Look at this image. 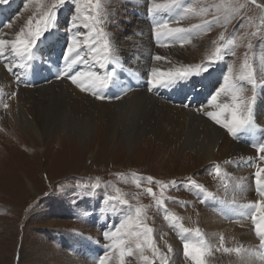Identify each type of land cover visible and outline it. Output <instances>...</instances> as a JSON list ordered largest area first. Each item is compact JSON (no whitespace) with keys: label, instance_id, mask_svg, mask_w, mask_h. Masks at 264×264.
I'll list each match as a JSON object with an SVG mask.
<instances>
[{"label":"rangeland","instance_id":"rangeland-1","mask_svg":"<svg viewBox=\"0 0 264 264\" xmlns=\"http://www.w3.org/2000/svg\"><path fill=\"white\" fill-rule=\"evenodd\" d=\"M55 2L56 0H7V3L0 4L3 19L0 21V29L9 24L18 25L19 21L26 22L27 25L29 18L34 29L36 22L52 9ZM155 3L162 7L155 9L152 0H79L80 11L77 12L75 0H66L55 9L57 15L54 26L38 40L31 50L30 58L25 56L21 63L18 56L14 55V58L9 55L16 65L14 73L18 75L15 81L17 78L19 83L21 80L23 83L34 80L36 85H41L48 84L51 79L60 80L53 78L59 71L61 74L67 68L63 60L73 38L79 42V49H83L82 55L88 63L93 53L89 54L85 40L94 42L98 39L96 46L100 54L93 57L97 63L94 69L89 64L79 65L70 74L74 75L77 71L85 73L88 70L104 76L107 72L116 70L109 66L110 60L119 58L115 52L116 47L131 51L138 41L141 25L147 22L146 26H152L153 31L156 24L167 21L171 27L188 30L179 34L180 39L167 38V43L172 46L180 44L178 55L194 67L201 66L199 69L196 67V70L210 74L206 82L199 78L200 74L195 78L187 77L185 86L190 89L179 95L180 101L205 108L217 91L235 85L228 94L232 97L239 93L237 102L241 98L251 102L254 97L253 119L249 125L260 127L262 133L256 136V132L248 129L251 136L246 131L234 136L211 118H205L223 131L229 144L226 143L219 151L218 160H207L201 165L195 164L199 150L194 146L173 154L166 150L156 160V154H152L153 144L145 143L152 138L148 135L139 138L136 147L121 148L119 144L123 139L126 141L130 134V128L126 124L122 125L126 126L127 131L122 126L118 127L119 141L114 144H109L108 139L102 140L106 142V146L99 144L104 137L100 133L91 146L89 139L85 143L74 140V144H71L67 133L69 126L73 129L74 122H79L71 108L70 100L73 98L60 85H54L52 89L37 94V114L44 119L48 129L54 131L51 138L46 139L45 148L39 150L31 145V134L19 124L15 109L14 115L9 114L4 104H1L3 109L0 111V121L4 124V129L0 132V170L6 174L3 176L0 172V264H37L34 263L37 257L44 259L42 264H99L101 258H107L106 264H121V261L123 264H195L191 257L184 255L185 242L204 249L206 264H222L223 254L227 255L224 256L227 262L223 264H237L232 261L239 256L242 259L249 250V243L244 244L239 240L231 244V240L222 234L215 237L214 233L219 231L213 229L210 232L207 226L200 223L197 215L204 211L217 214L224 198L234 202V185L227 165L232 160L230 156L236 154L238 144L249 146L250 142V147L254 149L255 144L264 142V7H261L264 0H256L255 4L252 0H177L170 7H164L168 0H155ZM79 15H83V19H79ZM82 21H87L92 26L83 28ZM73 24L77 27L73 28ZM101 30L105 34L103 38L97 37ZM151 36L150 41L157 45L154 32ZM191 39L193 40L189 42ZM105 40L108 42L106 53L103 50ZM217 47L221 49L218 54ZM131 55L129 52L124 56V66L131 64L132 61L128 59ZM217 55L222 58L217 59ZM137 57V54L133 55V58ZM105 58V69L100 68L99 63L105 61ZM173 61L172 55L164 60L166 63ZM246 64L251 65V68L245 67ZM249 71L252 73L251 77L248 76ZM52 73L55 75L52 76ZM225 77H228L227 81ZM64 78L72 83L70 79ZM122 79L120 76L119 83L123 85ZM135 82L142 88L147 86L148 79L135 78ZM119 83L116 81L118 89H121ZM72 85L76 90L90 95L94 101L97 100L98 104H107L108 109L97 112L96 117L98 123L104 121L108 130L112 128V132L114 127L111 119L123 120L127 113L130 115L127 120L132 123L133 116L146 121L159 118V110L142 98L131 106L111 109V101L120 99L121 93L111 88L110 83L107 87L91 90H85L90 88L86 79L83 88ZM177 87L178 84L168 93L173 95ZM135 89L138 90V87ZM157 89L162 88L160 86ZM194 90H198L199 95L193 98ZM101 96L103 99L99 98ZM222 96H225L223 92L219 99ZM203 114L207 116L206 112ZM203 116L200 117L204 118ZM200 117L187 122L189 136L199 139L210 134V137L214 136V132L207 129L212 130V124H206ZM224 117L221 115L222 120ZM91 127L94 136L98 131L96 120H92ZM60 129H63V134ZM9 143H13L12 147H5ZM154 143L157 144V141ZM191 150L198 154L188 153ZM256 151L254 172L258 167H264V160L260 158L264 154L258 152V148ZM163 161L170 162L169 169L161 167L162 164L159 163ZM186 162L192 165L185 166ZM26 177L31 181L32 187ZM148 177L152 180L149 181ZM252 178L254 184L251 192L254 195L252 194L250 202L255 203L263 200L264 196L257 191L254 174ZM97 184L99 187H94ZM148 188L153 190L152 193L147 191ZM123 200L128 203L124 204ZM211 202L215 203L214 206ZM183 203H191L194 213L187 217L181 214L177 208ZM137 207L143 209L146 228L137 227L133 223ZM159 218L164 221L166 228L176 234L184 230V235L177 237L180 247L164 241V235L156 225ZM244 220L248 223L245 231H248L254 243H259L255 222L249 217ZM227 221L233 219L229 218ZM227 221L222 225H227ZM129 223L132 224L130 231L137 233V236L125 234ZM122 224L125 229H122L120 236L105 238V232H115ZM147 228L152 231L147 232ZM186 228L188 231H185ZM227 229L228 227H222V230ZM144 235L151 241L152 248L143 245ZM130 238H134V247L136 242L142 244V249L135 247L137 257L128 254L126 240ZM253 242L252 248L256 247ZM226 247L240 251L225 252ZM174 248L179 250L176 252ZM257 255L260 259L256 260V264H264L263 253L259 251ZM144 256L148 257L147 261L143 259Z\"/></svg>","mask_w":264,"mask_h":264},{"label":"bare ground","instance_id":"bare-ground-1","mask_svg":"<svg viewBox=\"0 0 264 264\" xmlns=\"http://www.w3.org/2000/svg\"><path fill=\"white\" fill-rule=\"evenodd\" d=\"M79 19H83V15H79ZM1 20L3 19H2V16L0 15V21ZM25 23L22 21H19L18 25H12V27L1 28L0 29V39H4L7 41H15L17 39V33L20 32L21 28L25 29ZM146 25H147V22L141 25L142 30L139 35L140 37L138 36V39H137L138 41H136L135 45L132 46L131 51L130 50L125 51V50H122V48L116 47L115 52L118 53L119 58L109 61L110 63L109 66L116 68V70L114 71V75L111 78V82L109 83L111 84V88L121 93L120 99L111 101L109 106L111 109L113 107L122 108V106L124 107L131 106L133 105V102L141 101L140 98H142L146 100L150 105H152L154 109L159 110L160 113H159L158 119H155L152 121H146L145 119L142 120L141 117L138 118L137 116H133L134 122L132 123L127 120L129 119L130 115H127L128 113L126 112L127 114L125 113L126 114L125 117L122 116L123 120H117L115 118L111 119V121H113L114 129H113V132H112L111 127H110L111 130H108V127H106L105 122L103 121V122L98 123V119L96 117L98 116V113H100V111L103 110L104 112V109L107 108V104L104 102L98 104V102H96L97 100L94 101V99L90 95L83 93L81 90H76L75 88H73L72 83H70L69 80L64 78V75H63L64 72L60 74V71H59V73L55 76V78H53V79H60V80L51 79L48 81L49 82L48 84H41V85L37 84L36 85V82L34 80H32L31 83H23L21 80L20 81L21 83H19L17 82L19 78H17V81H15L16 79L15 77L16 75H18L14 73V68L16 69L15 67L16 65L14 64V59L10 60L11 57L9 55L11 54V56L14 57V55L16 56V54L13 52L11 45H5L3 47L2 54H0V105L1 104H4V106L7 105L6 109L9 114L14 115V109H15L19 124H21L22 127H24L25 131H27L28 134H31V140H32L31 145L33 147L39 148V150H42L43 148H45L46 139L48 138L50 139L51 134L54 131L49 130L48 126L45 125L44 119L40 115L37 114V111L39 113V107H38V104H36V100L38 98L37 94H40L44 91L52 89L54 85H60V87H62L65 90V92L67 91L68 96L73 98L70 100V102L72 103L71 108H73L74 114H76L77 116L76 119L79 120V122L75 120L76 122H74L73 124L74 125L73 129L71 128V126H69V130L67 133H69V140L71 144L74 142V140H77V142H80V143H85L89 139L91 143V144L89 143V145L91 146L92 143L95 140H97L98 136H100L99 133L104 136L100 140L99 144L106 146V142H102L103 139L105 141L106 139H108L110 142L109 144H114L119 141L118 140L119 139L118 138L119 137L118 127L122 126L125 128L126 126H123L122 124H126L130 128V132H129L130 134H128L127 137L124 135L126 137V141H124V139L121 141V143L119 144L121 148L136 147L135 145L138 142L139 138H143L144 136L148 135V136H152V138L150 137V139H147L148 141H146L145 143L153 144L152 154L153 155L156 154V157H157L156 160L166 150H168L169 153L173 154L180 149L182 150L190 146H194L196 150H199V154L197 153L198 155L195 153L196 151H193V150L188 151V153L196 154L198 156L195 161L196 165L197 164L201 165L205 163L207 160H210V161L214 159L218 160V158L220 157L218 154L219 151H221V149L224 148L226 146V143H228L229 141L225 139L223 131L220 128H217L214 123H210V120L209 121L206 120V119H210V117L203 116L205 115L203 113L207 112V110L213 111V112H219L220 107L218 106H222L225 103H228V104L233 103L231 96L229 94L225 95L224 97L222 96L220 99L218 98V100L215 103L209 100V104L207 103L206 105L207 107L201 108V106L197 107L196 106L197 104H191V103L189 104V102L187 104V103H182V101H180L179 95L183 94L184 91L190 89L189 86L188 87L185 86V83L188 81L187 78L175 81L169 84L167 87L161 86L162 91L158 90L157 88H155L156 90L153 89L150 91V86L148 84H146L147 86L141 88V86H139L137 82L134 83L135 78H140V79L145 78V80L151 79V71L153 68H158L162 71L171 70L173 73H175L178 69L179 70L187 69L194 74V75H191L192 78H195L197 77V75L200 74L201 77L199 78L203 79L205 82L207 80V77L210 76L209 73L207 74L204 72L205 73L204 74L200 72L199 70H196V67L188 64L189 62L186 61L185 58L180 57L178 55V51L181 48L180 44L172 46V44L167 43V38L161 37L157 39L156 41L157 45H154V43L150 41L151 40L150 38L152 37L151 36L152 32H154V30L152 31L151 29L152 26L149 27ZM192 40L193 39H191L189 42H191ZM88 42L93 43L92 41H88ZM142 42L145 44H141ZM162 43L164 44V46H162L163 45ZM192 43H190V45ZM97 49L100 54V50L98 47ZM129 52H131L132 55L128 59L132 62L131 64L124 66L125 65V64L123 65V63L125 62L124 56L129 54ZM134 54H137L139 57L133 58ZM157 55L161 56L162 59L156 60L155 56ZM168 55L174 56L173 63L164 62V60L168 57ZM60 56L61 55L59 54V59L61 60ZM95 56L97 55L93 53V55L90 56L91 61L89 63L87 62V63H82V64H76L73 66L71 70L74 71L75 69L79 68V67L75 68V66L86 65V64H89V66H91V69H94V65L97 64L96 60H94L93 58ZM22 62H24V59H21V63ZM63 62L66 65L68 63L66 60H63ZM123 67H125V69H121ZM9 68H11L12 71H8ZM65 70L66 69H64V71ZM85 73H90V72H88L87 70L85 71ZM196 73H199V74H196ZM54 75L55 74L52 73V76ZM120 76H122L123 78L122 79L124 81L123 85L119 83ZM28 77H29V74H28ZM164 79H169V78L165 77ZM23 80H26V79L24 78ZM116 81H118V83L121 84V89H118L119 86L116 84ZM176 84H178L179 87H177V91L175 90L173 95H171L168 92H170V90L172 91L173 90L172 88L175 89ZM128 86H130L131 88L129 89ZM136 87H138V90L135 89ZM197 91L194 90L193 98L197 96V94L199 95ZM26 95L28 96L26 97ZM126 103H129V104H126ZM2 109L3 108H1L0 111ZM201 115L204 118L200 117ZM222 115L226 117L227 113H222ZM195 117L202 118L204 121H206V124H209V123L212 124L211 126H213L214 130L213 129L210 130V128L208 127L207 129L209 131L214 132L215 135L210 137L211 136L210 134V136L203 137L200 139L195 137L197 140H195L193 136H189V133L187 131V122L190 119L195 118ZM92 120H96L97 125H98V131L95 135L93 134L94 136H92V133H91ZM3 125L4 124L1 123L0 121V132L3 131L4 129ZM254 126L248 125L245 128L238 131L237 134L239 135L240 132L246 131L251 136V133L248 131V129L250 131L252 130V132H256V136L257 134H261L262 133L261 128L258 126L257 127L256 126L254 127ZM61 131L63 134L64 133L63 129ZM11 135L13 136V131H11ZM154 141H157V144L154 143ZM12 144L9 143L5 147L7 148L12 147ZM167 145H169L170 147L167 148L166 147ZM251 145H250V142H249V146L238 144L236 154L230 156L232 160L231 162L227 164L230 167L229 168L230 173H231L230 176H231V179L234 185L233 187V193L235 195L234 202L232 201V199L229 200V199L224 198L223 200L224 202L221 203L217 214L214 215L213 213L209 211H204V212L201 211L202 213L200 215H197V219L200 221V223L202 225L207 226L210 232L213 231V229L216 231H219L217 233H214L215 237H217L218 234H222L231 240V244H233V242H239V240L241 241V243L250 244L249 250L246 251V253H244L245 255L243 254L244 256L242 257V259H240V256H239V257H236L232 261L233 263H237V264H256V260L260 259V257L257 255L259 251H261V254L263 253V256H264V246H262L260 242L254 243L253 240H251V235L248 234V231H245L246 225L248 223H246L244 219L247 217H249V219L250 218L252 219L253 214L256 212V208L251 206L253 205L254 202L252 201L251 203L250 201L253 198L252 197L253 193L251 192V190L254 184V178L252 177H253V174L255 173L254 166H256L255 158H256V153H257L256 151L257 147L253 149L252 147H250ZM7 152L9 151L7 150ZM12 157L14 160L15 158L13 155ZM15 163L16 164L18 163L19 165H21V163L18 161H15ZM159 164H162L161 166L162 168L169 169L170 162L165 163L163 161V162H160ZM186 165L190 166L192 165V163L186 162L185 166ZM0 172H2L1 174L3 176L6 174V172L4 174L2 169L0 170ZM26 179H27L29 186L32 187V183L28 179V177H26ZM235 201L237 202L235 203ZM211 204L214 206L215 203L211 202ZM185 205H186V208L184 209ZM191 205H192L191 203H188V204L183 203L177 208V210L181 214H184V216L187 217V215L194 213ZM181 206H184V207H181ZM195 217L196 216H194V219ZM229 218L233 219V221L228 222L227 220ZM241 218H244V219H241ZM226 221L228 222V224L222 225ZM156 225H158V228L161 230L160 232L164 235V238H163L164 241L166 240L168 243H173L175 247H180L177 237L179 235L183 236L184 230L179 231L180 234L179 233L176 234L174 231L166 228L164 221L160 218L158 219ZM222 227H228V229L222 230ZM243 230L245 231L244 233H243ZM146 237L147 236L145 235L143 236L144 238L143 245L147 246L148 248L149 240L146 239ZM133 239L134 238H130L126 240V243L128 244L127 251H128V254L129 252H131L132 256L137 257L138 253L136 252V248L133 245ZM252 242L254 243V245H256V247L254 246L252 248L253 246ZM222 247L223 245H221V248ZM259 248L261 249L259 250ZM174 250L177 252L179 249L174 248ZM223 255L225 257L227 256L226 254H223ZM224 256H222L223 263L227 262ZM41 258L42 257H37L34 263L42 264L44 259H41Z\"/></svg>","mask_w":264,"mask_h":264},{"label":"snow or ice","instance_id":"snow-or-ice-1","mask_svg":"<svg viewBox=\"0 0 264 264\" xmlns=\"http://www.w3.org/2000/svg\"><path fill=\"white\" fill-rule=\"evenodd\" d=\"M66 2V0H56L55 4L52 6V9L49 10L42 19L38 20L36 22L35 28L32 27V21L31 18H29V21L25 27L27 28V32H25L24 28H21L20 32L17 33V39L15 41H7L4 39H0V54L3 52V47L5 45H11V48L13 52L16 54V56L20 57L21 59H24L25 56L31 57V50L32 48L37 44L38 40L43 36V34L50 30L55 23L56 20V11L55 9H58L61 5H63ZM154 8L160 9L162 6L155 3V0H152ZM7 3V0H0V4ZM77 12L80 11L79 8V0H75ZM177 3V0H168V3L164 7H170L172 5H175ZM252 3L255 4L256 0H252ZM261 7H264L262 5ZM83 28H90L92 25L89 24L87 21H82ZM7 27H12L11 24L7 25ZM77 26L73 24V28H76ZM95 31V29H93ZM188 31L185 28L182 27H171L169 22L165 21L164 23L156 24L154 28V35L157 39L164 37V38H171V39H180L181 37L179 34L184 33ZM79 35V33H77ZM104 33L101 30L97 33V37L103 38ZM85 45L89 48V54L95 53L96 55H99V51L96 47V44L99 43V40L97 39L93 43H88V40L84 41ZM79 42L73 38L72 43H70L66 49V55L65 60L67 63V68L64 71L63 75L64 77L70 79L72 84L80 85L83 88L85 79L88 81L90 88L85 90H91L96 88H103L107 87L109 85V82L114 75V71L107 72L104 76H100L97 74V72H90V73H83L81 71H77L74 75L70 74L71 69L76 64H82L87 63V61L84 59V56L82 55L83 49H79ZM103 50L106 53L108 51V42L107 40L104 41ZM220 47H217L216 53H220ZM219 55H217V59H221ZM156 60H161L162 57L157 55L155 56ZM100 68H105L106 66V58L105 61H100L99 63ZM197 69L201 68L200 65L196 66ZM245 67L251 68V65H245ZM207 68L204 69L206 71ZM8 71H12L11 68L8 69ZM199 74V73H196ZM191 75H194L189 70H177L175 73H173L171 70L169 71H162L158 68H153L151 71V79L148 80V85L150 86V91L158 88L160 86L167 87L169 84L178 81L180 79H184L187 77H190ZM252 73L249 71L248 76L251 77ZM83 77V79H82ZM165 77L169 79H164ZM241 79H244V77H241ZM228 80V77H225V81ZM235 88V85H230L227 89L221 88L220 91H217L215 95L211 96V102L215 103L221 93L223 92L225 95H228L229 92L232 91V89ZM239 96V93H235L232 95V104L225 103L220 107L219 112H213V111H207L206 115L210 117L217 125H222L223 127L227 128L228 131L232 135H236L238 131L248 126L252 119H253V107H254V97L252 98L251 102L245 101L242 98L237 102V98ZM100 99H103V97H99ZM7 107V105H5ZM222 113H227V116L222 120L221 115ZM258 148V151L262 154H264V142H260L256 145ZM262 160H264V155L260 157ZM255 177V185L257 186V191L260 193V195L264 196V167H258L256 172L254 173ZM149 181L152 180L151 177L147 178ZM94 187H99V185H94ZM147 191L149 193H152V189L148 188ZM124 204H127V200L122 201ZM252 207L256 208V212L252 216V220L255 222L254 227L256 234L260 237V243L262 246H264V200L256 201ZM135 219L133 223L136 224L137 227H145L144 220H143V209L141 207H137L135 209ZM132 227V224L129 223L127 225L128 231L125 233L129 236H137V233L131 232L130 229ZM122 229H125V225H121L120 228H117L115 232H105V238L106 239H112L114 237H118L122 233ZM151 228H147V232H151ZM185 231H188V229H185ZM148 246L150 248L153 247L151 241L148 242ZM135 247L137 249H142V244L140 242H136ZM171 251V249H169ZM225 252H231L236 251L239 252L240 249H230V248H224ZM183 252L185 256L191 257V259L195 262V264H206V261L204 259V249L189 244L185 242L183 244ZM132 253L129 252V255ZM107 258H101L99 260V264H106ZM143 259L145 261L148 260L147 256H144ZM121 264H123V261H121Z\"/></svg>","mask_w":264,"mask_h":264}]
</instances>
